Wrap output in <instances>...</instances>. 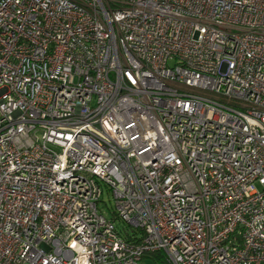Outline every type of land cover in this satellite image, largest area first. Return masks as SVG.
<instances>
[{
	"label": "built area",
	"instance_id": "1",
	"mask_svg": "<svg viewBox=\"0 0 264 264\" xmlns=\"http://www.w3.org/2000/svg\"><path fill=\"white\" fill-rule=\"evenodd\" d=\"M151 252L264 264V0H0V264Z\"/></svg>",
	"mask_w": 264,
	"mask_h": 264
},
{
	"label": "rangeland",
	"instance_id": "2",
	"mask_svg": "<svg viewBox=\"0 0 264 264\" xmlns=\"http://www.w3.org/2000/svg\"><path fill=\"white\" fill-rule=\"evenodd\" d=\"M98 211L106 218H111L112 210L114 209L113 200L107 188L103 187L102 196L97 204ZM115 225L122 229L126 228V224L116 220ZM143 264H154L149 258L143 259Z\"/></svg>",
	"mask_w": 264,
	"mask_h": 264
},
{
	"label": "trees",
	"instance_id": "3",
	"mask_svg": "<svg viewBox=\"0 0 264 264\" xmlns=\"http://www.w3.org/2000/svg\"><path fill=\"white\" fill-rule=\"evenodd\" d=\"M124 233V238L126 240H133V235L130 234L127 229L124 230ZM144 258H149L154 264H170L169 260L162 252L147 253L146 255H144Z\"/></svg>",
	"mask_w": 264,
	"mask_h": 264
}]
</instances>
